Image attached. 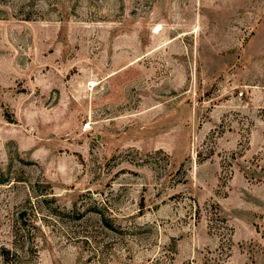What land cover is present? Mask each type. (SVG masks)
<instances>
[{"label":"rangeland","instance_id":"obj_1","mask_svg":"<svg viewBox=\"0 0 264 264\" xmlns=\"http://www.w3.org/2000/svg\"><path fill=\"white\" fill-rule=\"evenodd\" d=\"M0 264H264V0H0Z\"/></svg>","mask_w":264,"mask_h":264},{"label":"built area","instance_id":"obj_2","mask_svg":"<svg viewBox=\"0 0 264 264\" xmlns=\"http://www.w3.org/2000/svg\"><path fill=\"white\" fill-rule=\"evenodd\" d=\"M87 126H88V123H85L84 126H83V128H87Z\"/></svg>","mask_w":264,"mask_h":264}]
</instances>
